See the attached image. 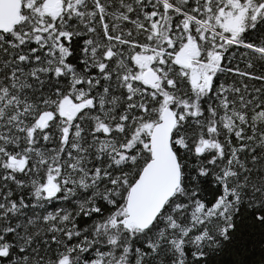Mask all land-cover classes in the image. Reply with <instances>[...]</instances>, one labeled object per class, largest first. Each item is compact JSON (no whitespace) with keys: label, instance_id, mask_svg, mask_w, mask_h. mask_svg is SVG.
<instances>
[{"label":"snow or ice","instance_id":"snow-or-ice-1","mask_svg":"<svg viewBox=\"0 0 264 264\" xmlns=\"http://www.w3.org/2000/svg\"><path fill=\"white\" fill-rule=\"evenodd\" d=\"M0 264H264V0H0Z\"/></svg>","mask_w":264,"mask_h":264}]
</instances>
